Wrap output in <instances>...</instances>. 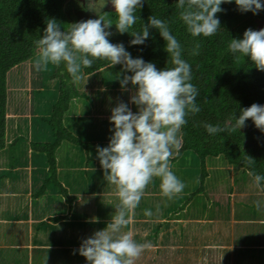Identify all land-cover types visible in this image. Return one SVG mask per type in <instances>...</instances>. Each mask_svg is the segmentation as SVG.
<instances>
[{"label":"clouds","instance_id":"1","mask_svg":"<svg viewBox=\"0 0 264 264\" xmlns=\"http://www.w3.org/2000/svg\"><path fill=\"white\" fill-rule=\"evenodd\" d=\"M232 0H177L180 19L193 37H210L217 33L221 22L217 13L224 11L223 3ZM117 16L111 19L99 16L71 24L68 31L61 30L55 18L46 21L43 36L35 41L39 54L35 60L37 71L47 70L49 65H66L72 81L82 78V69L91 68L95 60H106L110 67L121 65L117 80L121 89L128 90L131 84L134 92L129 101H118L111 108L109 117L113 125L106 147L96 146V158L103 169L104 180L115 185L119 203L110 222L91 236L83 238L76 250L88 264H135L146 250L152 248L150 242L138 243L131 231L122 229L129 225L130 213L139 205L146 187L154 178H159L162 194L168 199L180 194L185 185L171 170L170 160L173 149L180 148L178 133L187 124L189 115L201 111L197 104L199 90L191 83V65L182 58L183 49L171 33L169 23L155 15L143 23L140 30H132L137 21V9L143 7L142 0H110ZM240 12L254 15L264 11L261 0H235ZM118 33L130 34V45H143L151 36V29L159 31L165 43V51L171 58L173 67L158 69L152 62L142 57L133 58L123 43L113 44L109 37L112 25ZM201 45L197 42L191 55H198ZM229 51L237 56L247 57L258 71H264V29L248 28L243 38H232ZM130 73V75H129ZM134 104V113L129 107ZM222 127L203 122L210 135L226 132L235 133L246 127L251 120L264 133V105L253 103L240 108L239 114ZM178 154V151L175 153ZM249 168L248 175L256 187L264 184V175L254 169L256 160L245 155L243 161ZM260 207V202L255 201ZM151 216V210H145Z\"/></svg>","mask_w":264,"mask_h":264},{"label":"crops","instance_id":"2","mask_svg":"<svg viewBox=\"0 0 264 264\" xmlns=\"http://www.w3.org/2000/svg\"><path fill=\"white\" fill-rule=\"evenodd\" d=\"M93 102L85 115L96 123L82 124L74 120L75 128L83 134L80 137L74 131L77 138L74 142H62L58 153L65 152V155L57 160L54 174L44 152L33 149L34 145L46 143L28 145L25 163L5 159L0 152L2 179H9L15 171V186L20 176L25 182L23 189L18 190L14 189L13 181L7 180L6 186L10 189L3 187L0 191V264H88L76 251L81 240L106 227L119 203L115 185L104 180L103 169L96 158V146L106 147L112 135L111 111L107 112L105 120L97 117L96 120L91 114L102 112V108L92 106ZM29 135L23 137L28 140ZM83 142L89 149L84 148ZM178 150L173 149L172 171L186 154L176 158ZM8 162L11 165L5 171ZM36 170L43 173H39L35 181ZM28 172L32 176L30 181ZM160 183L159 178L149 183L139 205L130 213L129 225L122 229L131 231L138 243L152 244L135 264H264V204L257 208L249 202L240 203L242 213L233 207L235 196L240 198L245 194L236 191V178L229 191H221L226 186L222 181L201 187L205 188L203 191H190L185 186L173 197L178 202L171 206L162 198ZM212 184L216 185V191L211 188ZM60 187L63 191L56 190ZM200 192L207 196L205 205L185 201ZM253 198L258 201L260 195L252 197L251 201ZM215 200H223L225 209L224 204L215 205ZM245 206L250 210L245 212ZM145 210H151L152 215L146 216ZM212 211L218 213L217 218L211 216Z\"/></svg>","mask_w":264,"mask_h":264},{"label":"trees","instance_id":"3","mask_svg":"<svg viewBox=\"0 0 264 264\" xmlns=\"http://www.w3.org/2000/svg\"><path fill=\"white\" fill-rule=\"evenodd\" d=\"M142 2L143 7L137 9V21L132 30H140L142 24L147 23L152 15L166 20L171 33L181 44L182 58L191 65V83L199 90L196 102L201 111L186 118L187 124L179 132L181 144L176 158L185 153L197 158L196 162L201 165L202 179L208 177L207 160L219 157L229 166L242 168L245 177L248 176L249 171L248 166L243 162L247 154L256 160L255 171L264 175V133H261L251 120L246 121L247 126L235 133L210 135L203 127V122L219 124L223 127L226 122L234 123L231 118L239 114L240 108H247L253 103L264 105V71H258L247 57L237 58L228 49L231 39L243 38L246 29L255 30L257 25L264 27V11L255 15L252 12L242 13L238 10L235 0L231 3H223L221 8L224 11L217 13L221 22L217 33L210 37H193L180 19V9L176 7L177 0H142ZM261 2L264 3V0ZM67 3L66 0H0V151L7 150L8 144L9 73L16 66L39 54L35 41L43 36L48 19L55 18L60 23L62 31L71 29L75 14L68 13ZM103 12L106 18L116 23L117 16L114 10L106 9L98 16ZM114 24L109 29L113 32L109 37L111 43H123L133 58L142 57L145 62L154 63L158 69L173 67L171 58L165 51L166 42L158 30H150L151 36L145 44L130 45L129 42L133 37L128 33H118ZM197 42L201 45L199 54L191 55ZM103 68L104 71L109 70L111 68L109 62L102 59L95 60L93 66L83 68L82 73L90 75ZM47 71L58 79V92L53 99L49 97L48 105L51 113L41 120L50 125L54 138L47 145H34L33 149L49 155L48 164L54 174L58 166L57 160L65 155V152L58 153L62 142L66 143L69 140L74 142L77 139L74 131L80 137L83 134L82 130L75 128L74 120L76 119V123L80 120L82 124H92L96 121L86 115L82 117L69 115L72 100L80 95L84 98L87 95L76 88V81H72L66 65L64 63L59 66L49 65ZM44 80L46 79H43V83ZM106 81L110 86L121 87L120 83L116 84V79L113 82V75L110 80L106 77ZM128 88L134 92L131 84ZM102 93L109 94L108 91ZM88 106H91L90 103ZM23 135L24 133L16 135L9 145L20 141ZM83 146L89 149L84 142ZM201 187L202 184L198 190ZM259 189L264 193V184ZM226 202L229 204V201Z\"/></svg>","mask_w":264,"mask_h":264},{"label":"rangeland","instance_id":"4","mask_svg":"<svg viewBox=\"0 0 264 264\" xmlns=\"http://www.w3.org/2000/svg\"><path fill=\"white\" fill-rule=\"evenodd\" d=\"M66 1H68V13L70 12L72 14L74 12L75 14V18L72 19L73 23L86 21L88 19H96L99 17L98 14L106 9L114 10L113 6L110 3V0H83L84 2L81 0ZM104 15L105 14L103 12L102 16ZM260 29H264V27L260 25H257L255 27V30ZM36 57L19 66H16L9 73V99L7 114L8 144L6 147L7 150H2L0 152H3L1 154V157H4L5 159L8 158L12 162L15 160H18L21 163L27 162L28 152H26V150L28 145H30L32 142H43L47 145V143L54 138V132L51 130L50 125L44 120H41V118L45 117L46 115L49 116L51 113L50 106L48 105L49 97L50 99H53L56 95V92H58V79L51 76V72L47 70L37 71L35 67ZM110 69H106L104 71L103 68L99 72L90 75L81 73L82 78L79 81H76V88L80 89V92L86 93L87 96L84 98L82 95H80L72 100L73 103L69 111V115L79 113L81 114L80 117H82L83 115L89 113L91 108H89L88 105L90 102H93L92 100H94L92 106L96 108H98L99 106L100 110L102 108V112L91 114V116L95 115L96 120H105L107 112L109 113L111 111V108L115 107L118 101L122 100L126 103L129 101L131 94H133V90H131V88H128L127 91H124L121 89V87H116L113 85L110 86L109 82L106 81V77L108 78V80H110L111 75H113V82L114 79H116V84L119 83V81L117 80L118 77L116 75H118V73L121 71V65H116L114 67H111ZM43 79H46L44 80L45 83L42 82ZM105 91H108L109 94L102 93ZM125 92L129 93L124 94ZM91 97L94 98L91 99ZM53 102L54 101H52V103ZM101 103L105 104L102 106ZM129 107L134 109L133 112L137 111V107L134 104H129ZM90 129H93V126H91ZM21 132L26 136H28V133L30 134L28 138L29 142L26 137H22L20 141H16L15 144L10 146L9 144L13 142L14 136L19 135ZM178 137L181 144L180 133H178ZM43 155H45V159L47 160L46 163L48 165L49 155L47 153H44ZM196 159L197 158L193 157L190 153H186L185 156L178 160L177 165H175L173 168L174 174L184 183L188 190L190 189V191H198V188L202 183L204 187L210 185L213 181L216 183L217 181H222L226 184V186H223L221 191H229L230 185L234 184V178H236V191H241L245 194L243 196H240V198L239 196H235L233 207H235L239 211L241 209L243 210L241 206L243 202H249V205L254 206V202L257 200L253 198V201H251V199L252 197H256L257 195H260V198L258 199L260 205L264 204V193L255 186L252 178L247 173L246 174L248 176L244 177L242 168L229 166L228 163H226L221 157L210 158L207 160L208 177L202 179L200 178L201 165H198ZM9 162L5 165V171L11 165ZM183 169H185L184 172L182 171ZM189 171L191 172V174L187 173ZM39 173H43V171H35V181L39 177ZM1 175L2 174H0V191L3 190V187H7V180L13 181V185L15 186V171L12 172V174L9 176V179H2ZM28 178L29 181L30 179H32L30 172H28ZM24 183V178H21L20 176L17 181V187L15 186L14 189H23ZM211 188H214L215 190L213 191H216V185L212 184ZM56 190L63 191L61 187ZM203 190H205V188H202L199 191ZM193 197L194 198H188L189 200L186 199L185 201L188 204L194 203L198 206H200L199 203L201 205H205L207 202V196L204 192H200ZM162 198L167 199L165 203L167 204V206H171L172 204L174 205L178 202V199L176 197L174 199H168L167 197L162 196ZM217 204L221 206L222 204H224V201L221 200L220 202L218 200H215V205ZM225 206L226 204H224L222 208L225 209ZM244 209L245 212L250 210L247 206H245ZM223 214L225 215L226 213L224 212ZM211 216H216L217 218L218 213H214V211H212Z\"/></svg>","mask_w":264,"mask_h":264},{"label":"flooded vegetation","instance_id":"5","mask_svg":"<svg viewBox=\"0 0 264 264\" xmlns=\"http://www.w3.org/2000/svg\"><path fill=\"white\" fill-rule=\"evenodd\" d=\"M81 1H83V0H81ZM84 2V1H83Z\"/></svg>","mask_w":264,"mask_h":264}]
</instances>
